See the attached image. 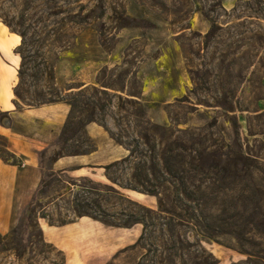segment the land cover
<instances>
[{
  "label": "rangeland",
  "instance_id": "374dc122",
  "mask_svg": "<svg viewBox=\"0 0 264 264\" xmlns=\"http://www.w3.org/2000/svg\"><path fill=\"white\" fill-rule=\"evenodd\" d=\"M0 23L20 44L24 35L21 105L87 107L137 155L148 152L140 140L146 135L157 158L167 152L171 171L159 163V173L149 175L148 189L163 187L160 207L159 197L135 183L133 168L144 165L134 157L105 170L92 191L74 188L49 207L62 185L44 176L0 231V264H65L63 253L43 242L38 220H74L73 199L107 227L138 231L100 264H239L246 259L240 249L264 251V0H0ZM106 100L100 111L95 105ZM77 129L70 124L67 141L58 140L64 152L89 149L81 134L72 138ZM5 143L0 137V157L9 160ZM240 152L261 169L247 180L257 191L258 230L246 240L205 238L216 231L211 199L221 198L236 173L244 177L241 161H233ZM193 185L208 189L199 194ZM200 199L210 201L202 214Z\"/></svg>",
  "mask_w": 264,
  "mask_h": 264
},
{
  "label": "crops",
  "instance_id": "0c3cea01",
  "mask_svg": "<svg viewBox=\"0 0 264 264\" xmlns=\"http://www.w3.org/2000/svg\"><path fill=\"white\" fill-rule=\"evenodd\" d=\"M20 38L0 23V137L9 160L0 157V231L7 232L16 211L33 198L43 178L40 154L53 146L66 124L70 107L63 101L23 106L15 99L14 88L20 63L16 48ZM85 86V85H84ZM92 148L65 154L50 163V170L70 178L105 179V167L129 156L104 126L90 122L82 131ZM71 191V190H70ZM64 191L63 196L70 192ZM66 192V193H65ZM63 196L52 199L57 202ZM43 242L61 251L65 264H100L137 234L135 228L107 227L83 216L65 225H51L39 219Z\"/></svg>",
  "mask_w": 264,
  "mask_h": 264
},
{
  "label": "trees",
  "instance_id": "16d2710c",
  "mask_svg": "<svg viewBox=\"0 0 264 264\" xmlns=\"http://www.w3.org/2000/svg\"><path fill=\"white\" fill-rule=\"evenodd\" d=\"M22 37V42L18 48V54L21 56V63L20 66L17 70L18 72V84L15 86L14 88V95H15V99L18 101V103H21L24 101V96L23 94L20 93L18 86L21 84L22 80H23V67H24V62H23V57H22V47L25 45V41H24V35L21 33ZM25 94H28L27 92H25ZM98 94L100 95H106L107 93H105V91L100 90L98 92ZM60 100H56V101H49V102H43L44 103H52V102H58ZM70 107L71 110L69 111V115L66 121V124L64 126V129L59 137V139H61L63 137V142L67 141V139L69 137L65 136L66 135V129L67 127L71 124L78 125V129L76 131V133L72 134V138L76 137L78 134L82 137L85 138V141L88 143L89 145V149L90 150L92 148V144L90 143V141L83 136L82 131L83 128L86 124L90 123V122H96L102 126H104L102 124V122H99L96 120V118L93 117V113L89 112L87 107L82 108L81 106L77 105L76 103H69L66 102ZM111 104L110 100H106V105L104 104H99V105H95L99 108L100 111H104L105 108H107V106ZM31 106V105H30ZM72 108H75V110L79 113V114H84V118H77V117H73L72 116ZM3 113V112H0ZM5 116V114L3 113V117ZM78 120L75 122V120ZM78 138V137H76ZM58 139V140H59ZM57 140V142H58ZM140 140L143 142L144 146L147 147L148 152H146V154L140 153L139 155H137V151L135 150H131L129 148L128 151L129 156L122 159L121 161L126 162L128 161V159H131L132 157H134L137 160H140L141 165H144L143 169H140L141 166H137L133 168L134 173L132 174L135 183L137 184V186L142 190L141 193H145V194H149L152 196H156L159 197V207L160 205H162V200L160 199V197L162 196V191H160L159 189L161 188L162 190V185H157V187H155L154 189H148V186L151 187V182L149 180V175L154 176V172H158L159 173V169L157 168L160 165H162L163 170L166 174H170V166L168 165L169 161H168V155L167 152H163L162 155L160 157L157 158V154H155L156 149H155V145H150L149 140L147 139L146 135H141L140 136ZM78 141V140H77ZM116 142L120 143L122 145V143L118 140L115 139ZM57 142L55 144H53V146L47 150H44L43 152H41L40 154V163H41V167L43 169V177L47 176L49 178L54 177V180L56 182V184L58 185H62V187H60V190H55V197L53 199H57L59 196H63L64 191L67 190H72L74 188H82L83 190L90 192L93 190V188H95V186H99L100 183H97L95 181H93L90 178L87 177H81V178H70V177H64V175H61L60 173H56L53 172L52 170H50V163L52 160L58 158L59 156H63L65 154H78L81 151H87V150H80V151H74L72 153H66L64 152V149L62 146L58 145ZM169 151V150H168ZM170 152V151H169ZM198 160H201V157L199 155H196ZM147 159L149 164V167L145 168V165H147L146 160ZM121 161L112 163L110 165H107L105 167V170L109 169L112 166L117 165L118 163H120ZM158 161V162H157ZM234 163H238V161H241V165L242 168L240 170V172L242 174H244V177L241 176L240 174L236 173V177L234 179V181L232 182V184L229 187H221L219 190V194L221 196V198L219 196L214 197L212 200V204H213V209L216 210V212L218 213L215 217V223H216V231H212V233H203L207 234L204 235L205 238L208 239H212V238H216L218 239L220 236L222 235H229L231 236L232 239L234 240H246L244 239L245 236H251L253 234H255L256 230H258V219L260 217H258V204L259 201L256 200L255 198V194L257 193V191L253 190L252 187L250 185L247 184V180L248 178H251V176L253 177V169L254 171L260 172L261 169L258 167H253L249 164L250 160L249 157H247V155L245 153H238L237 157L233 159ZM252 171V173H251ZM246 173V175H245ZM238 174V175H237ZM42 181L43 178L41 180V183L39 185V187L42 185ZM81 183V184H79ZM38 187V189H39ZM138 187H132V190L137 191L136 188ZM157 188V189H156ZM37 189V190H38ZM195 192L199 193V194H204V192L208 189V186L206 185H193V188ZM186 192V190H185ZM193 192V191H191ZM256 192V193H255ZM42 194V193H41ZM229 194H237V198H234L232 200H227L224 198V196H229ZM190 198V197H189ZM189 201H192L193 203H195L196 201L194 199H189ZM50 202H53L52 200L49 201L47 204H49ZM209 200L207 199H200V202L198 201L197 203V210H199V212L202 214V211L204 210V208L209 204ZM56 203V202H55ZM55 203H53L52 205H55ZM46 204V205H47ZM72 208H73V213H74V217H92L90 216L86 211H85V205L80 204L78 202H75L74 199L72 200ZM161 211H163L161 209ZM166 212V211H163ZM257 216V218H256ZM261 220L264 222V214H261ZM42 218H45V216H43ZM73 219H57L55 222L51 221L50 224L51 225H65L69 222H72ZM139 223V221L134 222L133 224ZM111 226H117V225H113L111 224ZM125 226H129V225H125ZM194 227H196V225H193ZM241 251H239L241 254H243L245 256V260L241 261L239 264H264V251H258V253H249L248 251H244L242 249H240Z\"/></svg>",
  "mask_w": 264,
  "mask_h": 264
}]
</instances>
